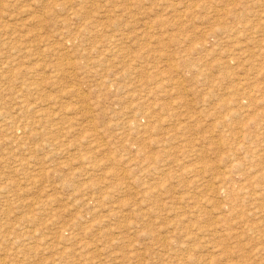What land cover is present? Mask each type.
<instances>
[{"label":"rangeland","instance_id":"1","mask_svg":"<svg viewBox=\"0 0 264 264\" xmlns=\"http://www.w3.org/2000/svg\"><path fill=\"white\" fill-rule=\"evenodd\" d=\"M0 264H264V0H0Z\"/></svg>","mask_w":264,"mask_h":264},{"label":"bare ground","instance_id":"2","mask_svg":"<svg viewBox=\"0 0 264 264\" xmlns=\"http://www.w3.org/2000/svg\"><path fill=\"white\" fill-rule=\"evenodd\" d=\"M240 82H242L241 80H240ZM245 84V83H244Z\"/></svg>","mask_w":264,"mask_h":264}]
</instances>
